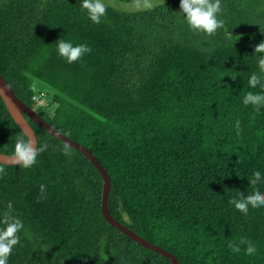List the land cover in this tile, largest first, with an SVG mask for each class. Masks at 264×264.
Wrapping results in <instances>:
<instances>
[{
  "label": "trees",
  "instance_id": "trees-1",
  "mask_svg": "<svg viewBox=\"0 0 264 264\" xmlns=\"http://www.w3.org/2000/svg\"><path fill=\"white\" fill-rule=\"evenodd\" d=\"M248 1L221 0L223 24L206 34L176 13L180 0L135 13L106 5L99 24L80 0H0L1 75L29 107L27 73L62 95L40 117L108 172L110 214L180 264H264V207L244 213L230 203L264 191L248 179L264 170V110L242 103L264 91L247 84L264 75L255 52L264 0L257 19L243 12ZM60 39L91 51L68 63ZM26 118L43 151L28 168L0 163V219L24 224L8 264H172L104 218L92 161ZM20 137L28 141L0 97V153L13 155Z\"/></svg>",
  "mask_w": 264,
  "mask_h": 264
},
{
  "label": "clouds",
  "instance_id": "clouds-1",
  "mask_svg": "<svg viewBox=\"0 0 264 264\" xmlns=\"http://www.w3.org/2000/svg\"><path fill=\"white\" fill-rule=\"evenodd\" d=\"M81 11L85 12L87 18L93 23L99 24L106 14V5L104 0H80ZM147 7V5H145ZM179 12L186 21L188 27L194 32H203L213 34L223 21L218 19L221 12V0H180ZM262 30V29H261ZM264 31V30H262ZM57 54L64 58L68 63L79 60L84 54L91 51L87 44L73 45L71 41L60 39L56 42ZM255 52L259 54L257 61L260 73L264 74V42L259 43L255 47ZM235 79V75L231 76ZM248 87L256 89L258 86L264 89V75L252 73L248 77ZM245 106H253L257 112L264 110V91H248L242 99ZM236 134H240V123L236 122ZM43 148H34L30 141H26L23 137L17 139L14 146L13 162L19 167L28 168L36 162V157ZM67 155V153H65ZM0 167V172H3ZM252 185L256 186L264 182V170L259 168L254 170V175L248 178ZM41 192L44 191V185H41ZM230 203L244 213L250 211V206L254 208L264 207V191L260 187H255L254 191L249 192L246 196L240 193V198L231 199ZM13 205L8 203V213L12 212ZM24 228L23 221L15 216L7 213L3 219H0V264H8V258L13 252L15 246L20 243V233ZM232 246L231 244L229 245ZM236 251H240V247L236 246ZM256 245L248 242L247 254L253 256L256 254Z\"/></svg>",
  "mask_w": 264,
  "mask_h": 264
},
{
  "label": "water",
  "instance_id": "water-1",
  "mask_svg": "<svg viewBox=\"0 0 264 264\" xmlns=\"http://www.w3.org/2000/svg\"><path fill=\"white\" fill-rule=\"evenodd\" d=\"M228 36L230 35H238L234 31L226 28L225 30ZM0 97L2 98L7 110L9 111L13 120L18 124L21 130L24 132L28 141L33 144L34 148L38 147V138L32 126L28 123L26 116L34 120L37 124H39L42 128L48 131L51 135L55 136L61 142L67 144L68 146L73 147L74 149L80 151L84 156H86L89 160L92 161L94 166L100 172L103 181V197H102V213L104 218L110 222L116 229L120 230L126 236L134 240L136 243L142 245L147 249L154 250L159 254L163 255L167 259H169L172 264H180L177 258L165 250L162 247L156 246L142 236L138 235L133 230L129 229L125 224L117 221L109 212L108 202L110 200V192H111V178L105 168L101 165V163L95 158L90 150H88L85 146L77 143L74 140H71L67 136L63 135L59 131H57L54 127L48 124L44 119H42L39 113L33 108L29 107L26 103H24L21 99L13 91L12 87L8 83V81L1 75L0 73ZM13 155H6L0 153V163L6 166H16L12 159Z\"/></svg>",
  "mask_w": 264,
  "mask_h": 264
},
{
  "label": "rangeland",
  "instance_id": "rangeland-1",
  "mask_svg": "<svg viewBox=\"0 0 264 264\" xmlns=\"http://www.w3.org/2000/svg\"><path fill=\"white\" fill-rule=\"evenodd\" d=\"M169 0H141L137 2L128 3L122 0H104L105 5L113 7L117 10L135 13L146 11L157 5L165 3ZM147 5V7H145ZM261 11V4L258 0L248 1L244 13H248L253 18L257 19L258 14ZM29 77L33 79L32 90L34 92L33 100L35 102L34 109L39 112L42 110L48 114H53L57 108V104L54 101L56 96H62L59 92L44 84L43 82L32 77L30 73H27ZM64 97V96H63Z\"/></svg>",
  "mask_w": 264,
  "mask_h": 264
}]
</instances>
